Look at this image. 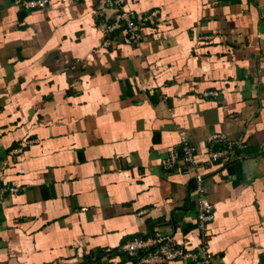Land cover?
<instances>
[{"label":"crops","instance_id":"obj_1","mask_svg":"<svg viewBox=\"0 0 264 264\" xmlns=\"http://www.w3.org/2000/svg\"><path fill=\"white\" fill-rule=\"evenodd\" d=\"M123 5L159 11L137 44L104 32L105 0H0V264H142L121 246L156 234L193 248L196 174L213 264H264V0ZM214 133L230 160L208 158Z\"/></svg>","mask_w":264,"mask_h":264},{"label":"built area","instance_id":"obj_2","mask_svg":"<svg viewBox=\"0 0 264 264\" xmlns=\"http://www.w3.org/2000/svg\"><path fill=\"white\" fill-rule=\"evenodd\" d=\"M107 4L116 8L110 23L104 27V32L109 34L117 30H124L128 40L137 44L140 39V26H154L160 21L159 11L153 10L144 15L134 17L124 8V0H105ZM23 10L44 9L50 0H14ZM108 40L103 41L107 46ZM205 96H217L218 92L208 90ZM182 159L188 166H196L199 162L196 146L192 145L185 137L181 138ZM217 145H219L217 147ZM206 151L208 158L215 162H226L235 155L234 143L225 135L214 133L207 137ZM177 154L174 150H169L167 155L160 160V165L164 168H172L177 164ZM16 191V188L3 184L0 180V197L7 193ZM197 196L196 228L200 234V242L193 248H185L175 245L168 236L156 234L153 237H135L126 241L121 250L129 257L137 258L142 264H163L171 260H180L189 264H213V255L209 250L208 242L204 237L209 222L214 214L212 206L205 199L203 178L201 174L195 175V190Z\"/></svg>","mask_w":264,"mask_h":264}]
</instances>
